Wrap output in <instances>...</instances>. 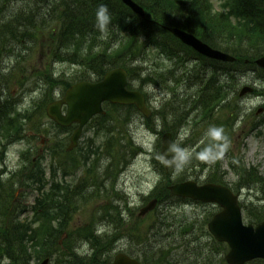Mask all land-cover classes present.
I'll return each mask as SVG.
<instances>
[{"label": "trees", "instance_id": "obj_1", "mask_svg": "<svg viewBox=\"0 0 264 264\" xmlns=\"http://www.w3.org/2000/svg\"><path fill=\"white\" fill-rule=\"evenodd\" d=\"M72 1L21 0L23 5L19 7L15 6V3L19 1L0 0V45L4 48L11 47L9 51L14 54L15 42L23 46V53L32 52L37 42L42 41L51 47L53 55L58 59L79 63L91 76L101 78L107 71L123 67L128 71L131 80L138 78L141 83L159 84L153 77L164 79L163 64L160 60L156 63L146 60L148 51L151 49L148 47L164 50V56L167 57L174 55L177 49H185L184 45L164 28L167 25H175L194 33L212 46L232 52L238 58L234 64H218L220 65L219 78L215 81L210 79L211 90L205 96L203 109L207 110L215 105L222 106L229 99L230 93L236 91L241 71L244 76L256 75L260 88L255 93L264 100V70L257 68L253 63L255 57L259 56L264 49V0H222V8L217 14L214 12L211 0H181L180 2L179 0H135L145 8L146 20L132 13L120 0H76V6L72 5ZM38 5L47 6L48 12L52 14L51 20L46 19ZM22 6L28 8V12H20ZM101 7L106 10L107 16L103 30L98 26L97 21V12ZM199 14L202 20L196 25L194 22L200 20ZM55 28H58L56 33ZM50 29L52 32L46 34L45 31ZM2 54L3 51L0 55ZM245 59H249L250 62L246 64ZM207 68L215 71V66L214 69ZM207 68L202 71L203 74ZM45 78L48 89L51 91L58 86L65 89L70 86L65 78L56 79L52 74H47ZM201 79H198L197 85H200ZM207 80L209 77L200 85L202 90ZM166 81L167 79L163 83ZM230 83H233V87ZM47 98L49 95L45 99ZM226 106L229 111L237 114L235 109L227 104ZM15 107L11 105L0 114V130H3L2 134L6 139L19 138L23 133L22 121L31 117L29 114H19ZM119 109H123L130 118L132 115L140 116L132 106L119 107ZM180 111L181 107L178 113ZM42 114L44 115L43 108ZM161 117L165 119L164 109ZM150 121L151 118H148L147 122ZM52 125L60 131L63 130L53 123ZM120 149L124 150L125 146L120 145ZM253 173L247 171L243 175L245 179L250 175L251 178L247 180L251 182V187L261 193L264 201V179ZM162 175L165 183L157 186L153 194H156L154 196L160 203L170 204L174 199L167 190L166 183L172 181V176L166 169L162 170ZM15 180L6 188L4 185L6 183L0 179L2 182L0 185V264L5 262L6 264H32L30 259L34 257L36 259L50 258L53 264H95L94 259L91 261L80 254L76 257L55 253L60 247L58 237L67 225L66 210L71 202L69 195L56 198L53 187L49 193L44 194L42 199H37L41 207L38 211L39 215L33 219L36 220L22 221L21 217L26 212V206L15 202L16 191L12 185ZM42 180L37 173L34 176L26 175L24 184L31 188L35 184L42 189L44 187ZM31 181L33 184L30 183ZM247 214L250 222L257 223L264 220V204L251 206V209H247ZM90 235L87 242L96 239L93 247L96 250L103 248L102 253L106 252L105 243L97 239L100 237L93 232ZM77 238L76 236L75 240ZM169 238L170 236H166L155 243L162 244L160 250L155 247L150 248V259L148 261L145 258L144 264H173L171 262L174 255L170 250L175 251L188 242L172 244ZM100 239L104 240V238ZM106 239L108 240L109 236ZM216 248L219 249L216 250ZM220 249V256L226 251L224 244L213 246L210 253L201 249L195 251L188 259L177 258L178 254H175V258L185 264H206L209 256L214 257V252ZM195 250H198V247ZM105 257V264H108L112 255L107 253ZM224 262V258H220L219 264Z\"/></svg>", "mask_w": 264, "mask_h": 264}, {"label": "rangeland", "instance_id": "obj_2", "mask_svg": "<svg viewBox=\"0 0 264 264\" xmlns=\"http://www.w3.org/2000/svg\"><path fill=\"white\" fill-rule=\"evenodd\" d=\"M212 6L221 10L222 0H211ZM21 3V4H20ZM23 5L21 0L18 3H15V6ZM54 29V27L52 28ZM52 29L45 31L51 33ZM58 31V28H55ZM11 47H6L3 50V54L0 57V99L1 103L9 100V97L14 99L17 102L18 112L22 115L24 114H35L37 110L40 109L43 100L49 95L50 90L45 84L44 77L47 74H52L55 77L67 78L70 81H74L79 77H87L88 73L74 66L72 63H59L55 61L54 56H47V48H35L32 52L26 51L21 53V56H18V53L15 49V55L10 52ZM6 52V53H5ZM5 53V54H4ZM165 54V51H161L157 47L151 48L148 51L147 59L156 63L160 58ZM162 55L161 57H159ZM163 60V59H162ZM163 60L164 63H166ZM80 67V66H79ZM219 68H217L211 74V78L216 80L219 78ZM243 71L239 72V84L242 85H252V86H260V82L256 80V75H245L243 76ZM78 74V76H77ZM145 75H143L144 77ZM73 79V80H72ZM136 85L137 83L134 82ZM147 91L149 93V98L152 101H157L154 103L156 107H159L163 102L165 103L164 98L166 97L158 88L148 87ZM181 94L184 96L188 93L186 89H181ZM57 93H60V90H57ZM190 94H194L195 91L189 92ZM10 95V96H9ZM46 100V99H45ZM49 101H45L42 107ZM237 101V102H236ZM0 103V104H1ZM238 105H237V104ZM264 101L256 96L246 95L241 99H231L230 102H226L231 108H238L239 106V114L235 115V119L232 122V128L230 132L232 133L233 142H230L227 146L229 149H233L234 155L238 158H241L243 163L247 166H253L261 172L264 176V124L260 125L256 130L250 131V127L247 124H257L262 118H264V114L257 115V111L262 107ZM200 111V110H199ZM198 111V113H199ZM197 111L193 114L191 119V126L188 127L189 132H184L186 136L188 133L195 137H200L203 135V131L206 127L202 126V116L199 115ZM199 117H196L198 116ZM229 119L227 111L223 109H219L216 112V116L213 120H220L225 122ZM193 120L198 121V127H195ZM101 120H99L100 122ZM23 123V122H22ZM30 123H37V125H41L43 131L45 128H49L51 131H56V128L50 123L48 118L40 111L37 115L36 122L31 121ZM43 123H45L43 125ZM143 122L140 119H136L130 124H127V129L129 130L130 135L133 140L136 141L137 144L143 145L147 147L151 151V155L153 152V145L156 142V137L151 133L147 128L142 126ZM110 129L111 132L103 131L106 128ZM30 130V129H29ZM122 131L121 126L117 122L105 123L101 126V130L99 133L96 131L93 126H89L87 129L85 128L82 135V148L73 154L78 160H81V156H83L84 152L88 149V146L93 149L97 148L101 154V160L98 166L100 167L99 174L95 177L96 183L95 186H90L83 190L82 195H78L77 207L72 213V216L67 222L66 227L70 229V231L77 230L76 233L82 235V232L85 228H76V226H81L84 223L90 222L92 219L94 220L91 224L92 227H99L103 223H106V220L100 217L102 212L101 210V198L94 199L93 197H89L90 193L93 191L105 192V189L108 190V193L115 196V203H127L128 206L135 210L143 205V196L147 195L154 186V181L157 179V173L154 170V167L151 163L152 156H138L133 157L132 155L126 156V162L121 164V171L125 172L122 174L119 173V177L117 178V186L120 192H114L110 189L109 178L105 176L104 170L108 167L112 158L108 156V150L111 149L109 147L110 141L116 139L118 134L115 131ZM211 130V129H210ZM30 131L26 128V134ZM208 133V132H207ZM227 136V134H225ZM47 135H44L37 140L33 141V146L39 150V147L43 149L42 155H46L48 153V148L55 144L52 141H47ZM204 139V138H201ZM205 142V141H204ZM28 139H25L18 144H15L10 147L9 154L7 159H0V165L2 167H6V162L8 161V165L14 167L19 161V154L25 148H27ZM181 143L179 137L174 142V145L179 146ZM209 143V142H208ZM109 147V149H108ZM52 148V149H53ZM184 151V150H183ZM34 152V156H38V152ZM212 148L205 151V153H211ZM186 154V152H185ZM61 160H69L70 158H66L64 156L60 157ZM51 162V156H47L43 163L44 165L49 164ZM67 164V161H64ZM84 169H76L71 176H68L66 180L70 183H78L82 178L87 177L88 173L86 170V166H83ZM180 167V166H179ZM224 170H228L227 161H223ZM102 169V170H101ZM181 170V169H180ZM58 179L62 178V171H58ZM228 180L233 181L234 177L230 173L228 175ZM90 184H92L90 182ZM16 203H22L23 194L22 190L19 188L15 189ZM246 192V191H245ZM251 195L253 200H256L257 196L255 193H245L243 196V202L248 201V197ZM37 194H34L29 197V202H33L34 197ZM83 197H86L83 200ZM89 197V199H88ZM250 200V199H249ZM25 202V201H24ZM190 203V202H188ZM161 209V212H164L166 217V221L161 224V220L157 217L159 216L158 210ZM213 211V208L208 205H200L198 203H190L185 204L184 202H178L176 204L163 205L159 206L157 210L153 212L150 216L145 218L144 220H138L137 215L129 214L128 216L122 218L126 223V226L122 228V232H114L111 230L108 233H105L106 236H109V239H99L102 240L105 245H107L108 250L111 247H123L128 251L130 250L133 254L141 257L149 261L151 250L150 247H153V244L163 240L164 237L170 236L169 241L172 244H180L186 243L189 240V243L182 245V247L176 249L175 251L170 250L171 254L174 255L172 257L173 264H185L180 263L177 258L188 259L189 256L193 255L197 246L202 248L200 245V238H203V242L207 243L208 247L214 245L213 238L208 235L205 236V232L207 229V225L204 224L205 220L210 217V213ZM137 214V213H136ZM245 218V216H244ZM245 223H249L245 218ZM87 233L90 235L92 230H88ZM117 235V236H116ZM128 235V236H124ZM132 236L135 239L140 240L142 243L140 245H135L131 241H129L128 237ZM189 235V236H188ZM82 237V236H81ZM120 241V242H119ZM116 242V243H115ZM87 242L80 243L82 250L85 248ZM218 246V244H215ZM129 248V249H128ZM168 249V248H167ZM219 248H216L218 250ZM92 249L90 248L88 251H84V254L90 252ZM175 254H178V257L175 258ZM221 254V249L217 252H214V257L209 256L206 264H219L220 258L223 257ZM225 257V254H224ZM175 259V261H174ZM99 261V260H98ZM100 264L99 262H96ZM50 264H53L50 263ZM249 264H264V260L261 262H250Z\"/></svg>", "mask_w": 264, "mask_h": 264}, {"label": "water", "instance_id": "obj_3", "mask_svg": "<svg viewBox=\"0 0 264 264\" xmlns=\"http://www.w3.org/2000/svg\"><path fill=\"white\" fill-rule=\"evenodd\" d=\"M136 14L145 17L144 9L135 3L134 0H122ZM176 38L183 44L193 48L201 55L221 60L233 62L236 60L218 49H214L207 43L198 39L191 33L176 27H168ZM264 69V56L256 61ZM127 73L118 68L108 72L104 79L98 83L80 82L69 88L63 100L51 103L48 106V115L61 126H69L73 122H79L80 126L72 135L70 148L77 145L78 138L83 126L96 114L104 113L102 104L105 101L123 104L136 105L137 108L146 116L151 112L147 109L145 98L142 93L127 90ZM253 89L245 87L242 95L252 92ZM67 103L69 109L66 115L62 114V105ZM170 138L165 135L162 151L166 155L169 148ZM174 156L167 157V160ZM174 195L191 197L202 201L218 202L224 207V210L215 215L209 224L210 232L219 240L227 242L231 250L226 255L229 264H243L255 258H264V222L257 225L245 226L242 223L241 209L237 202V196H234L229 190L215 184H206L198 186L196 182L187 181L178 183L170 187ZM156 201L150 203L144 212L152 209ZM112 264H140L137 260L127 255L120 254Z\"/></svg>", "mask_w": 264, "mask_h": 264}, {"label": "bare ground", "instance_id": "obj_4", "mask_svg": "<svg viewBox=\"0 0 264 264\" xmlns=\"http://www.w3.org/2000/svg\"><path fill=\"white\" fill-rule=\"evenodd\" d=\"M12 2L14 1H19V0H11ZM181 0H179L180 2ZM72 5L76 6L77 5V1L76 0H73L72 1ZM40 7V10L42 12V14L46 17V19L48 20H51L52 19V14H50L47 10V6H44V5H38ZM213 9L215 10V14H217L218 12H220V10L216 7H213ZM28 8L22 6L20 8V12H28ZM213 13V12H212ZM201 14V13H200ZM198 15V18L200 20H198L197 22H194L196 25L200 24L201 20H202V16L201 15ZM3 45H0V54L2 53V51L5 49L4 47H2ZM16 49V52L18 53V55H20L23 51V46L21 44H19L18 42H15V44L13 45ZM263 52L255 57V59L253 60V63L256 67H260L256 61L260 58H262L264 56V49L262 50ZM223 53H226L232 57H235V55L230 52V51H227V50H224L222 51ZM15 54V53H14ZM215 61H220V62H225V61H221V60H216ZM237 61V60H236ZM245 63H249L250 60L249 59H245L244 60ZM226 63H229L228 61H226ZM197 77L199 78H205L206 77V74H203V73H198V75H196ZM230 85L233 87V83H230ZM246 87V85H242V84H238L237 88H236V91L230 93V97L231 99H241L245 96V94H241L242 91L244 90V88ZM173 99V98H171ZM45 100V99H44ZM43 100V101H44ZM237 102V101H236ZM237 104V103H236ZM11 105H13V108L16 106V101L14 99H9L8 101L6 102H3L0 104V114L6 110V108L10 107ZM178 106H182L183 103L182 102H179L177 104ZM238 105V104H237ZM5 109V110H4ZM239 106H238V109H235L236 112L239 111ZM3 110V111H2ZM239 114V112H238ZM260 125H263V123L261 121H259L257 124H256V129L260 126ZM112 128H106L104 129L103 131H109L111 132ZM115 131V130H114ZM116 133H121V134H118L120 136H118L117 138L120 139L126 149L128 150V152L130 154H137L139 152V144L135 143L134 141H130V140H124L125 137H127L128 135V132H120V131H115ZM54 136H57L56 133L54 134ZM199 144H200V147H197L195 145H190L188 146L187 150H186V154L184 155V159H183V162H179L178 159L176 158L170 165L166 166L165 164V154L163 153L162 151V148L160 146V144H158L153 152H152V160H151V163L154 167V170H158V171H162L163 169H166L167 170H172V169H195L197 168L198 166H203L204 164L202 163V157L205 153V151L209 148L210 146V143L208 142H204V141H199ZM163 161V162H162ZM51 165L58 169V170H61V171H66L67 167H66V164L63 160L61 159H56V160H53L51 161ZM109 166L113 169H115L118 173H121V167L118 165V164H115V163H109ZM180 166V167H179ZM83 170V169H82ZM125 172V170L122 172V174ZM7 174L5 175L6 179L10 180L12 177L10 176L13 175L11 172H6ZM253 174H256V176H259L261 178H264V176L261 174V172L259 171H255ZM215 175L218 177L219 175V171L215 172ZM88 176L89 177H92V170H90L88 172ZM248 178H251L250 175L248 176ZM242 177H235L233 179V181H229L228 179L226 180H221V179H217L216 181H214V184L217 185V186H221L223 188H226L227 190H229L234 196H237V192L240 190L241 192L245 191L243 190L240 186H239V183L240 181H242ZM238 183V184H237ZM2 184V182H0V185ZM1 187V186H0ZM249 193H255L257 195V192L256 190L254 191H250ZM65 195H74L73 192L71 190H69L68 188L65 189ZM248 199H250L251 201H253V199L251 198V195H249ZM179 201H176V203H178ZM184 203L186 204H190L188 202H185ZM101 204L102 205H105V206H109V198L108 196L106 195H103L101 197ZM158 213H159V216H157L160 220H161V224H163L164 221H166L165 217V213L164 212H161V209L158 210ZM103 219L106 220V223H103L101 225V229L103 232H108L111 230V226L113 227L112 228V231L114 232H122V228L126 226V223L124 221H118L116 218H112V216H107V215H103ZM205 235V234H204ZM124 236H128V235H124ZM206 236V235H205ZM97 239H100V238H97ZM129 241H131L133 244L135 245H140V243H142L140 240L138 239H135L133 238L132 236L129 235L128 237ZM200 245H202V248L201 249H204L207 253H210L211 252V248L214 246L212 245L211 247H208V245H205L207 243L206 242H203V238H200ZM96 240V239H95ZM95 240H89L85 246V248L82 250V248L80 247H75L73 248L72 250H70V256H79V254H81L82 252L86 251L88 248L92 247L93 246V243L95 242ZM97 241V240H96ZM153 247H155L156 249L160 250L161 247H162V244L161 243H157V244H153ZM153 247H150V248H153ZM210 248V249H209ZM228 253L230 252V249L226 248L225 249ZM55 253H58V250L55 252ZM134 256L140 261V262H143L144 259H142L141 257L137 256L134 254ZM31 263L32 264H47V262L44 260V259H36L35 257L34 258H31L30 259ZM230 262L227 260L226 262L222 263V264H229Z\"/></svg>", "mask_w": 264, "mask_h": 264}, {"label": "clouds", "instance_id": "obj_5", "mask_svg": "<svg viewBox=\"0 0 264 264\" xmlns=\"http://www.w3.org/2000/svg\"><path fill=\"white\" fill-rule=\"evenodd\" d=\"M97 21H98V26L101 28V30H103L104 25L107 21L106 10L103 7H101L97 12ZM208 135L210 138L214 140H218L220 138V131L217 129H211ZM179 139L182 141L184 139V136L181 135ZM171 151L175 153L176 158L178 159L179 162H183L184 155H185L183 150H181L178 146L173 145L171 148Z\"/></svg>", "mask_w": 264, "mask_h": 264}]
</instances>
